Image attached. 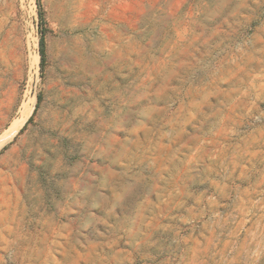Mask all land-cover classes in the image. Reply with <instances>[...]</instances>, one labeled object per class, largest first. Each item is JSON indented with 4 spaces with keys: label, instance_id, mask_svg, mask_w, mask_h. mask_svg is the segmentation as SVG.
Instances as JSON below:
<instances>
[{
    "label": "rangeland",
    "instance_id": "rangeland-1",
    "mask_svg": "<svg viewBox=\"0 0 264 264\" xmlns=\"http://www.w3.org/2000/svg\"><path fill=\"white\" fill-rule=\"evenodd\" d=\"M22 105L0 264H264V0H0Z\"/></svg>",
    "mask_w": 264,
    "mask_h": 264
},
{
    "label": "trees",
    "instance_id": "trees-1",
    "mask_svg": "<svg viewBox=\"0 0 264 264\" xmlns=\"http://www.w3.org/2000/svg\"><path fill=\"white\" fill-rule=\"evenodd\" d=\"M39 18H40V22L42 23L43 22V15H42V12L40 10H39ZM39 55H40V66H41V69H43L45 61H46L45 42H44L43 34H41V37L39 39ZM39 102H40V98L37 99V105L39 104ZM37 105H36V108H37ZM36 108H35V110H36Z\"/></svg>",
    "mask_w": 264,
    "mask_h": 264
},
{
    "label": "bare ground",
    "instance_id": "bare-ground-1",
    "mask_svg": "<svg viewBox=\"0 0 264 264\" xmlns=\"http://www.w3.org/2000/svg\"><path fill=\"white\" fill-rule=\"evenodd\" d=\"M28 111L29 110H28L27 106L26 105H22V107L20 109V113H19V118L16 121L13 120L14 122H12L11 125H10V127H9L10 130H17L21 126L22 122L28 116ZM4 137H5V135L4 136H1L0 137V141Z\"/></svg>",
    "mask_w": 264,
    "mask_h": 264
},
{
    "label": "crops",
    "instance_id": "crops-1",
    "mask_svg": "<svg viewBox=\"0 0 264 264\" xmlns=\"http://www.w3.org/2000/svg\"><path fill=\"white\" fill-rule=\"evenodd\" d=\"M9 127H10V126H9ZM9 127L6 129V131H5L3 134L0 135V137L5 135V137L2 138L1 141H0V146H1L3 143L7 142L9 139H11L12 136H13V135L19 130V128H20L21 126H20L17 130H10Z\"/></svg>",
    "mask_w": 264,
    "mask_h": 264
}]
</instances>
